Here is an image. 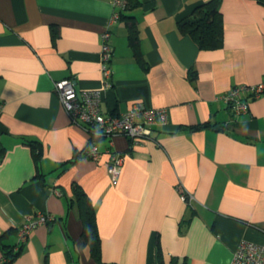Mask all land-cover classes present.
<instances>
[{
    "label": "crops",
    "instance_id": "crops-1",
    "mask_svg": "<svg viewBox=\"0 0 264 264\" xmlns=\"http://www.w3.org/2000/svg\"><path fill=\"white\" fill-rule=\"evenodd\" d=\"M138 1L123 10L129 19L111 22L112 0H0V236L39 214L53 218L9 264H100L82 240L77 186L94 207L103 264H230L242 241L264 247V95L238 116L218 98L264 81V4L221 0L222 45L199 50L177 24L208 0ZM63 79L102 90L104 114L140 105L165 109L168 120L152 140L102 138L98 161L76 159L90 135L54 92ZM30 142L40 145L37 161ZM107 150L125 155L116 184Z\"/></svg>",
    "mask_w": 264,
    "mask_h": 264
},
{
    "label": "built area",
    "instance_id": "built-area-1",
    "mask_svg": "<svg viewBox=\"0 0 264 264\" xmlns=\"http://www.w3.org/2000/svg\"><path fill=\"white\" fill-rule=\"evenodd\" d=\"M115 7L111 22L120 18V13L126 7L125 0H112ZM110 33L108 30L101 34V67L102 77L106 87H110L108 80L112 75L109 66L112 57V49L109 45ZM54 92L58 97L70 122L84 129L90 136L111 139L115 136H124L134 143L142 140H152L153 127L165 125L168 115L165 109H147L140 105H134L126 113L121 115L104 114L101 109L103 101L102 90H81L75 88L74 81L63 79L54 83ZM264 95V81L254 85H241L230 88L226 93L218 97L227 105L234 116L241 115L248 110V99L258 98ZM109 155L107 172L113 184H116L124 161V154L106 151ZM101 152L96 143H92L86 150L84 157L92 161H98ZM179 190V189H178ZM180 198L189 203L192 196L181 192ZM53 218L39 214L36 219H26L18 227L17 244L22 245L29 233L39 225L52 221ZM0 264L3 260L0 259ZM230 264H264V247L249 241H242L233 253Z\"/></svg>",
    "mask_w": 264,
    "mask_h": 264
},
{
    "label": "trees",
    "instance_id": "trees-1",
    "mask_svg": "<svg viewBox=\"0 0 264 264\" xmlns=\"http://www.w3.org/2000/svg\"><path fill=\"white\" fill-rule=\"evenodd\" d=\"M258 1L264 4V0ZM125 2L126 7L124 10H133L140 5L138 0H125ZM220 3L221 0H208L196 6L189 16L180 20L177 24L178 32L183 35H188L198 46L199 50H214L220 48L222 45L223 19L220 11ZM123 18L129 19V17L125 16L123 11H121L119 20ZM129 24V42L139 59L140 54L137 51L136 31L133 23ZM189 79L190 81H195L196 79V73L193 70L189 72ZM193 128L197 129L201 128V126ZM99 139L102 138L91 135L87 147L82 151L80 156L76 155L75 158L84 157L88 147L92 143H96V140ZM29 144L34 150V157L37 161L40 158V145L35 142H30ZM74 194L78 202L80 219L83 225L82 240L89 248L90 255L100 264H103L100 256V237L98 234L94 207L89 197L79 186L74 189ZM16 231V229L11 228L0 236V247L3 251L1 259L3 260V264L11 263L21 252L23 245H18L17 242L12 244L9 239ZM158 260L159 264H163L160 256Z\"/></svg>",
    "mask_w": 264,
    "mask_h": 264
},
{
    "label": "water",
    "instance_id": "water-1",
    "mask_svg": "<svg viewBox=\"0 0 264 264\" xmlns=\"http://www.w3.org/2000/svg\"><path fill=\"white\" fill-rule=\"evenodd\" d=\"M218 128H216V130H217Z\"/></svg>",
    "mask_w": 264,
    "mask_h": 264
}]
</instances>
